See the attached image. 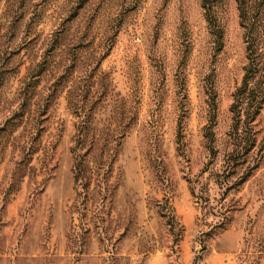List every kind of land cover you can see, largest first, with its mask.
Returning <instances> with one entry per match:
<instances>
[{"label":"rangeland","instance_id":"374dc122","mask_svg":"<svg viewBox=\"0 0 264 264\" xmlns=\"http://www.w3.org/2000/svg\"><path fill=\"white\" fill-rule=\"evenodd\" d=\"M0 264H264V0H0Z\"/></svg>","mask_w":264,"mask_h":264}]
</instances>
